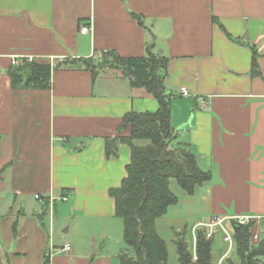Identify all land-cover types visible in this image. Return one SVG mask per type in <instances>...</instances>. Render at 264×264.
Masks as SVG:
<instances>
[{
  "label": "crops",
  "instance_id": "crops-1",
  "mask_svg": "<svg viewBox=\"0 0 264 264\" xmlns=\"http://www.w3.org/2000/svg\"><path fill=\"white\" fill-rule=\"evenodd\" d=\"M150 45L169 58L161 73L175 142L212 172L199 186L207 219L261 215L264 228V0H0V186L14 196L0 219V264H44L46 255L49 264H121L127 247L105 246L102 229L122 219L110 189L127 176L131 148L107 158L105 139L128 111L159 102L120 70L95 73L78 59L97 65L109 51L142 56ZM13 56L50 63L51 87L13 86ZM36 194L41 211L26 203ZM56 215L67 226L49 247Z\"/></svg>",
  "mask_w": 264,
  "mask_h": 264
},
{
  "label": "trees",
  "instance_id": "trees-1",
  "mask_svg": "<svg viewBox=\"0 0 264 264\" xmlns=\"http://www.w3.org/2000/svg\"><path fill=\"white\" fill-rule=\"evenodd\" d=\"M249 46L253 52L252 73L260 74L257 49ZM78 60L95 73L106 64L121 68L133 86L144 88L159 102L156 111H128L122 117L116 134L106 137L105 155L116 158L122 143L131 148L127 176L119 187L110 189V195L115 199L116 214L124 221L127 249L120 254L121 264H167L169 249L157 230V220L168 212L170 206L179 202V197L171 189V180L175 179L187 194L193 195L199 186L212 178V172L202 168L189 143L175 142L178 130L172 124V94L167 91L161 73L169 58L150 45L142 56L123 57L109 51L97 65L90 59ZM11 75L15 87L47 89L51 87L52 66L34 59L14 65ZM44 215L41 213L40 217ZM230 226L242 257L241 264H259L264 255V243L259 246L251 243L256 227L235 222ZM214 238H207L204 229L197 231L198 257L194 259L193 248L190 250L184 236H180L177 240L179 264H212ZM245 241L248 251L245 250ZM44 264H49L48 255Z\"/></svg>",
  "mask_w": 264,
  "mask_h": 264
},
{
  "label": "rangeland",
  "instance_id": "rangeland-1",
  "mask_svg": "<svg viewBox=\"0 0 264 264\" xmlns=\"http://www.w3.org/2000/svg\"><path fill=\"white\" fill-rule=\"evenodd\" d=\"M109 67L112 69H118L123 73L121 68L106 64L104 67H99L103 69ZM100 71V70H99ZM206 186V184H205ZM5 186H0V219L2 214L5 212L7 205L14 202V196L8 193V190ZM171 189L179 197V202L175 205L169 207L168 212L158 218L157 220V230L160 235L166 240L169 257L167 264H179L178 260V251H177V240L180 236H184L185 241L187 242L189 249L193 248V227L199 222H204L210 215L208 213L209 206L207 205V194L206 189L199 187L196 194L190 196L187 192L180 187L178 182L175 179L171 180ZM29 206H36L40 211L42 210V203L39 200L30 198L26 202ZM60 203H62L60 201ZM60 206V205H59ZM55 209V208H54ZM10 214V213H9ZM49 215L46 217V221L49 224ZM67 224L61 220L58 221L57 215L54 222V235L52 238L48 239V246L56 243L61 244L63 239V229L66 228ZM115 226V225H114ZM111 228L103 227V231L107 234L104 235L103 243L105 246L109 247L110 245H124L127 247V244L124 240V221L120 219L118 226ZM115 228V229H114ZM113 229V230H112ZM49 234V233H48ZM100 234H102L100 232ZM4 240L3 236H0V241ZM228 243L223 240L221 233L216 234L213 244H212V264H218L219 259L223 253L228 250ZM228 257L221 262L222 264H241L242 257L238 250L237 242L234 240V246L232 250L227 254Z\"/></svg>",
  "mask_w": 264,
  "mask_h": 264
},
{
  "label": "built area",
  "instance_id": "built-area-1",
  "mask_svg": "<svg viewBox=\"0 0 264 264\" xmlns=\"http://www.w3.org/2000/svg\"><path fill=\"white\" fill-rule=\"evenodd\" d=\"M90 31V26L84 25L81 28L82 33H87ZM34 60L33 56H13L12 64L13 65H22L25 62H32ZM181 92L184 96L189 95V91L186 87H181ZM35 198L38 200H42L43 196L40 194H36ZM69 198V193L64 192L60 199L66 201ZM262 217L261 215H253V214H244V215H215L209 218V220L204 222H199L196 224L193 229V258L197 259V231L199 229H204L206 231V237L212 238L215 237L217 232L221 233V237L225 242L228 243L227 254L232 250L234 246V234L231 229V223L235 222L237 225H254L256 229L254 230L251 236V243L255 246L261 245L264 243V228L260 227ZM71 245L66 243L62 248L59 249V252H69L71 250ZM227 256V255H226ZM224 258V257H223ZM222 262V261H220ZM221 264V263H220ZM264 264V255L261 256L260 263Z\"/></svg>",
  "mask_w": 264,
  "mask_h": 264
},
{
  "label": "water",
  "instance_id": "water-1",
  "mask_svg": "<svg viewBox=\"0 0 264 264\" xmlns=\"http://www.w3.org/2000/svg\"><path fill=\"white\" fill-rule=\"evenodd\" d=\"M163 51L161 50V53H162ZM186 126L185 125H183V126H181L180 128H179V130H182V129H184ZM244 244H245V250L246 251H248L249 250V246H248V243L245 241L244 242Z\"/></svg>",
  "mask_w": 264,
  "mask_h": 264
}]
</instances>
